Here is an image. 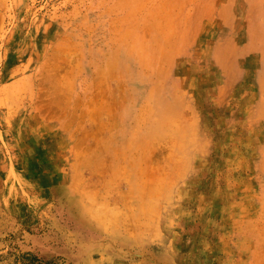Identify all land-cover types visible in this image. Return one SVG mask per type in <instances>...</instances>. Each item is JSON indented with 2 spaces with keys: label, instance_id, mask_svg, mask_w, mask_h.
Masks as SVG:
<instances>
[{
  "label": "rangeland",
  "instance_id": "374dc122",
  "mask_svg": "<svg viewBox=\"0 0 264 264\" xmlns=\"http://www.w3.org/2000/svg\"><path fill=\"white\" fill-rule=\"evenodd\" d=\"M0 264H264V0H0Z\"/></svg>",
  "mask_w": 264,
  "mask_h": 264
}]
</instances>
